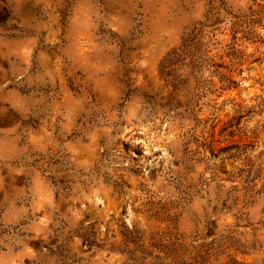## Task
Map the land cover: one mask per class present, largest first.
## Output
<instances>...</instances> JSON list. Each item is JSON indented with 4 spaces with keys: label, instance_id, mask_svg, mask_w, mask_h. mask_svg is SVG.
Listing matches in <instances>:
<instances>
[{
    "label": "rangeland",
    "instance_id": "1",
    "mask_svg": "<svg viewBox=\"0 0 264 264\" xmlns=\"http://www.w3.org/2000/svg\"><path fill=\"white\" fill-rule=\"evenodd\" d=\"M0 264H264V0H0Z\"/></svg>",
    "mask_w": 264,
    "mask_h": 264
},
{
    "label": "trees",
    "instance_id": "2",
    "mask_svg": "<svg viewBox=\"0 0 264 264\" xmlns=\"http://www.w3.org/2000/svg\"><path fill=\"white\" fill-rule=\"evenodd\" d=\"M219 14L218 9L215 15L209 17L208 14L205 21L193 25L184 34L180 44L168 52L160 63V79L165 83V87L190 93L187 105L191 107H194L196 99H199L206 89L213 87L211 77L220 78L225 83L223 89H230L233 85L228 77L222 75V65L216 62L218 56L211 54L212 48L218 44L214 37L217 26L222 22L218 18ZM236 26V23H231L230 29L234 38L237 33Z\"/></svg>",
    "mask_w": 264,
    "mask_h": 264
}]
</instances>
